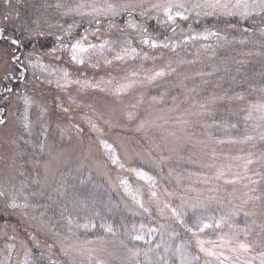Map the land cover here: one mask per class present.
I'll return each mask as SVG.
<instances>
[{"label": "snow or ice", "instance_id": "obj_1", "mask_svg": "<svg viewBox=\"0 0 264 264\" xmlns=\"http://www.w3.org/2000/svg\"><path fill=\"white\" fill-rule=\"evenodd\" d=\"M17 5L23 0H16ZM3 19L9 20L20 18L19 7H14L13 0H3ZM46 8H55L60 12L62 17L76 16L87 17L88 27L82 32L74 35L76 29L82 25L73 20L65 27L64 24H57L60 29L59 33H53L45 29L52 28L53 25L47 20L36 19L23 20L19 28V35H8L4 27H0V69L3 70V76H0V82L8 81L11 83L15 78L17 81L27 80L24 72L31 68L38 70L40 76H34L39 85L47 84L55 85L57 89L67 92L68 89L75 85L80 93L89 91L105 93L112 98L113 103L106 106V111L99 113L100 118L109 127L119 126V119H114L116 113L119 112V118L126 121L127 124H135V131L145 132L152 127H160L157 121H163L167 124L168 118L162 113L155 118H150V114L141 111V105L144 103V94H141L134 103L123 104V98L135 88L144 86L157 85L159 81L178 74V67L184 64H194L196 60L176 59L174 62L168 60L163 66L156 67L157 60L165 58V51L173 53L179 57L178 49H186L189 44L196 45L199 41L215 40L216 44L202 43L197 49L196 56L199 57L201 49L209 52L211 56L216 55V48L223 47L226 44L233 43L228 40L226 35L214 27H206L201 31H197L192 27L191 23L187 24V29L181 28V23L188 22L194 16L196 18H239L243 21H251L250 27H244L243 33L249 34L235 43L245 45L253 44L258 50L243 51L241 55L245 58L236 59L232 57V61L237 65L235 75L229 76L234 85H242L244 80H238L237 77L243 75L245 65H250L252 61L250 57L264 58V0H120V2H112V0H104L103 3H96V0H88V2L76 3L74 6L68 5L62 0H57L55 4H46ZM122 18V24L117 21ZM149 21L155 24V28L150 30ZM199 22V19H197ZM93 24L95 27H93ZM228 28L236 29L237 25L233 23L227 24ZM179 29V35L177 30ZM115 30L117 35L102 37V33H109ZM163 30L162 37L160 32ZM155 33V34H154ZM168 33H171L169 35ZM54 36L55 39L49 45L46 43L48 37ZM95 38L93 42L89 37ZM252 36H258L259 39H252ZM223 41V44L221 43ZM139 45L140 47H137ZM31 47V51L23 57L17 55L21 48ZM43 49V51L41 50ZM147 49V50H145ZM155 50H160L158 54H150ZM67 56L68 62L73 65L78 74L73 78V74L67 67H53L51 64L44 62V57L53 60L62 61ZM137 60L141 61L139 68H125L123 74L117 78L111 71L106 76L101 75L97 78L101 68L111 69L113 65H128ZM151 61L153 67L145 68L144 62ZM176 64V67L173 66ZM225 72H230V68L224 62ZM87 69L93 70V75H87ZM219 71L214 68L212 72H197L198 77H211ZM264 77V71L259 73ZM54 78V79H53ZM191 77L185 76L179 85H170L169 87L179 89L184 82ZM9 83L3 84L0 90V144L12 146L14 149L11 157L12 164L15 166L16 155L23 153L15 150L21 147V143L31 148L37 149V158L31 160V163L37 170H43V177L40 178V172H37L36 179L31 183L36 185L40 191L27 192L29 185L24 181L20 182V186L11 184L9 187H0V198H3L4 206L7 209L21 210L23 215L29 216L28 209L34 212L38 209L41 211L39 216L32 215L30 220L35 229L34 233H28L29 240L39 247L36 243V233L50 232L51 235L59 241L60 251L64 255H83L87 252L89 260L93 259L94 254L106 251L103 247L89 248V245L106 243L103 236L93 240H80L77 232L80 229L90 230L97 228V224L92 217H81L80 212L87 210L89 207L88 196L81 190L90 179L86 176L80 167H77L78 184L72 183L67 177L62 179L54 189L56 198L53 199L51 194L47 193L48 174L57 170V166L65 158V151L57 149L56 142L50 137V110L45 104H37L36 101L28 96L19 94L15 87H10ZM203 83H208L207 80ZM219 87V84L217 85ZM196 89H190L189 93H194ZM264 93V86L259 88ZM168 92H162L159 96H152L153 104L164 103L165 96ZM18 103L15 109L16 121L13 122L10 117L12 112L10 106L13 100ZM189 99L185 97V101ZM243 93H236L235 96L213 95L205 97L203 102L193 101V106L198 103L201 111L195 115L205 116L210 114L211 108L217 103L232 100H244ZM59 100V97H57ZM68 100L70 105L76 107H86L96 111L91 104H82L78 102L76 97L69 94ZM173 107L167 109L168 113L179 112L181 103H177V97H172ZM56 108L63 114L68 115V127L75 130L77 137H82L84 128L79 124L73 123L71 120V107H64L62 103H57ZM33 109H36L33 113ZM258 114V115H254ZM193 113L190 109L184 110L181 116L176 117V124L179 131L186 132L190 121L186 116ZM33 116L35 118H33ZM81 120L88 126V130L96 133V141L101 146L108 162L114 166L120 173L128 172L134 174L139 181L147 184V192L143 187L133 189L129 180L125 176H118L119 186L124 193L131 199L138 211L135 215L144 214L149 219L153 218V209L155 213L165 223L159 224V228H153L143 222L124 225V237L119 241L121 247L126 250V264H170V260L160 253L161 245L157 244L155 248L141 247L129 244L135 241H144L150 243L147 239L154 232L171 227L167 221L172 220L179 224L184 231L189 234L191 239L181 242L170 248L164 247V253L171 252L172 255L179 258V264H200L201 257H204L203 264H264V219L257 222L255 217L264 218V150L259 152L248 150L245 154L234 157L225 156L226 163L218 164L217 154L215 150L212 152V163L207 167L215 169L214 174L209 177L207 175L198 176V181L204 184H211L212 181L222 182L225 185H240L243 191L237 195V189L233 187L231 192L227 193V203L230 205L226 211H221L219 215L210 211L213 203L221 205L224 197L220 196L221 191L219 183L216 186L207 188L209 195L206 198H191L192 202L188 205L192 214L184 210L185 199L180 197L181 203L174 205L172 198L175 192L168 188H162L156 176L145 171L142 167L128 166L117 152V148L108 139L104 138V131L100 125L91 116L86 113L81 115ZM246 122L245 132L238 138L217 139V144H244L251 145L255 148L257 142L264 143V102L250 103L248 105L247 114L244 117ZM256 121L251 125L247 122ZM214 125H204V128H211ZM223 129L224 125L216 126ZM236 128L235 124L229 125ZM39 129V132L36 130ZM250 129V130H249ZM56 130L60 139L63 140L68 135V129L61 127L58 123ZM171 135L177 140L181 137L176 132ZM71 139L70 136H68ZM191 139V137H187ZM210 138V137H209ZM197 143L204 144V140H198ZM137 158L142 161L141 154L137 153ZM161 159H165L161 157ZM238 162V163H236ZM20 175H24L23 172ZM63 176L64 174L61 173ZM192 175L190 173L189 179ZM169 176L175 178L177 184H180L183 177L175 173L174 169L169 170ZM43 180V182H42ZM170 182V181H169ZM186 193L196 191L191 186L186 188ZM44 197L49 203H38L33 201V197ZM234 201H239L234 203ZM55 206L58 208L60 220L52 224L51 217L47 216V209ZM99 215V213H96ZM243 216L244 223H238L239 217ZM83 220V222H81ZM105 234L117 237V229L111 223H100L98 226ZM227 231H224V229ZM147 229V231H145ZM173 237L179 236V233L173 230L170 234ZM214 237V238H212ZM16 240L15 235L9 237ZM8 256L0 264H11L12 250L15 244H6ZM53 245H48L51 250ZM195 251H192V249ZM111 254V253H109ZM33 253L29 248H25L24 259L21 264H37V261L31 259ZM41 255H43L41 253ZM50 264H58L56 260H50ZM95 264H107L104 259L98 255L95 256ZM171 264H175L174 261Z\"/></svg>", "mask_w": 264, "mask_h": 264}, {"label": "rangeland", "instance_id": "obj_2", "mask_svg": "<svg viewBox=\"0 0 264 264\" xmlns=\"http://www.w3.org/2000/svg\"><path fill=\"white\" fill-rule=\"evenodd\" d=\"M57 0H23V2L17 5L16 0H13L14 7H19L20 18H13L9 20L3 19V7L0 6V27H4L7 30L8 35H19V28L23 20L36 19L37 17L41 20H47L48 23L52 24V28L45 29L53 33H59L60 29L56 27L57 24H64L65 27L68 23H72L75 20L82 26L74 32V35L82 32L85 27H88V18H81L76 16L62 17L60 12L55 8H46V4H55ZM62 2L74 6L81 0H62ZM88 2V0H84ZM104 0H96V3H103ZM112 2H120V0H112ZM3 4V0H0V5ZM199 19V22H197ZM122 24V18L117 21ZM191 23L192 27L197 31H201L206 27H214L222 32L223 35L228 37L229 41L233 43L226 44L223 47L216 48V55L211 56L209 52H204L202 49L199 57L196 56L197 49L202 43L216 44V41L210 40L207 42L199 41L196 45L189 44L186 49H178L179 57L173 53L165 51V58L163 60H157L155 62L156 67L163 66L168 60L173 62L182 58L185 60H196L194 64H184L178 67V74H174L159 81L157 85L144 86L133 89L127 96L123 98V105L134 103L141 94H144V103L141 105V111H146L150 114V118H155L162 113L166 114L168 123L164 124L163 121H157L160 127H152L147 129L145 132L135 131V124H127L126 121L119 118V112L116 113L114 119H119V126L109 127L100 118L99 113L106 111V106L113 103L112 98L105 93L92 92L80 93L77 91L75 85L71 86L67 92L60 91L55 85H39V81L35 79V76H40L38 70L28 68L24 75L27 80L17 81L15 78L12 79L11 83L8 81L0 82V90L3 88V84L9 83L10 87H15L19 94L28 95L32 97L37 104H45L50 110V137L55 140L57 149L65 151V158L57 166V170L48 174L47 177V193L56 198L54 192L57 184L67 177L70 182L78 184L77 179V167H80L84 171L86 176H90L87 184L82 186L81 190L89 199V207L87 210L81 211V217H92L94 222L97 224V228L84 230L80 229L77 232V236L80 240H93L97 237L103 236L106 243L103 245L93 244L89 245V248L99 249L103 247L106 251L98 252L94 254L93 259L90 261L87 252L83 255H64L60 251L59 241L53 237L50 232L45 230L44 232L36 233L39 247H36L31 240H29L28 233H34L35 229L32 226L33 222L30 220L32 215L39 216L41 211L45 209H38L33 211L28 209L29 216L23 215L21 210H11L4 206L3 198H0V261H4L8 256V249L5 247L6 244H15V248L11 254V264H21L24 259L25 248L32 250L31 259L37 261V264H50V260L58 261V264H95V256L98 255L101 259H104L107 264H126L127 254L126 250L121 247L119 241L125 239L124 237V225L130 226L133 223L137 225L141 222L150 225L153 228H159V224L165 223V220L161 219L153 209V218L149 219L148 216L141 214L135 215L138 211L136 206L133 204L131 199L124 193L123 189L119 186L118 176L122 175L128 178L133 189L136 187H143L145 193L147 192V184L143 181L137 180L134 174L124 172L120 173L114 166H112L106 156L103 153L101 146L96 141V133H92L88 130V126L81 120V115L86 113L91 116L104 131V138L108 139L110 143H113L118 154L125 161L128 166L131 167H142L145 171L157 177L162 188H168L170 191L175 192V196L172 198L174 205L181 203L180 197L185 199L184 210L191 216L192 210L188 205L192 202L189 197L201 199L206 198L209 195H215L216 193H209L207 188L216 186L219 183L221 189L219 195L224 197L223 203L217 205L213 203L210 211L219 215L221 211H226L230 205H228L227 193L233 190V187L237 189V195H239L243 189L240 185H225L222 182L212 181L211 184H204L198 181V176L207 175L211 177L214 174L215 169L207 167L208 164L212 163V152L215 150L217 154V163L222 164L227 161L224 160L225 156L234 157L237 155L245 154L248 150L259 152L264 150V143L257 142L256 147L253 149L251 145L244 144H217V139H229L238 138L245 132L246 122L244 120L247 114L248 105L250 103H261L264 102V93L259 91V88L264 86V77H261L259 73L264 71V58L261 57H250L252 63L245 65L243 68V75L237 77L238 80H244L242 85H234L229 76L235 75V65L232 61V57L236 59H243L241 53L243 51L258 50L253 44L248 43L241 45L235 43L242 38H245L249 34L243 33L242 29L247 27L245 24L251 26V21L239 20V18H196L192 17L190 21L181 23V28L187 29V24ZM236 24V29L228 28L227 24ZM150 30L155 28V24L149 21ZM93 27L95 25L93 24ZM155 34V33H154ZM171 35V33H168ZM179 35V29L177 30ZM102 37L115 36L117 33L115 30L109 33H102ZM163 30L160 32L162 37ZM55 37H48L46 43L51 45ZM93 42H96L95 38L89 37ZM252 39H259L258 36H252ZM223 44V41H221ZM137 47H140L137 45ZM43 51V49H41ZM147 50V49H145ZM31 51V47L21 48L17 55L22 59L27 53ZM160 50L150 52V54H158ZM44 62L51 64L53 67H67L72 72L73 78L78 74L77 69L68 62V58L65 55L62 61L53 60L49 57H44ZM230 68V72H225V64ZM141 61L130 62L128 65H113L111 69H104L96 73L97 78L101 75L106 76L109 71L113 75L121 76L125 68H139ZM145 68L153 67L151 61L144 62ZM176 67V64L173 63ZM214 68H218L219 71L211 77H198L195 74L197 72H212ZM35 71V76H34ZM87 75L91 77L93 75L92 69H87ZM0 76H3V70L0 69ZM185 76L191 77L184 82V85L179 89L169 87L170 85H179L180 81ZM54 79V78H53ZM207 80L208 83H203ZM219 84V87L217 85ZM190 89H196L194 93H189ZM168 92V95L164 98V103L153 104L151 102L152 96H159L162 92ZM243 93L244 100H232L217 103L214 105L210 114L205 116L195 115V113L201 111L198 103L193 106V101L203 102L205 97H211L213 95H224L235 96L236 93ZM69 94L76 97L78 102L82 101V104H91L96 111L86 107H76L70 105L68 100ZM177 97V103H181V110L179 112L168 113L167 109L173 107L172 97ZM189 99L185 101V97ZM59 97V100H57ZM18 102L15 99L10 106L12 115L10 119L15 122L16 114L15 109ZM62 103L64 107H71V120L73 123L79 124L84 128L82 137H77L75 130L68 127L69 116L61 113L57 108L56 104ZM22 108V103H21ZM190 109L193 115L186 116L190 121L187 126L186 132L179 131V126L176 124V117L181 116L184 110ZM36 109H33L35 113ZM258 115V114H254ZM33 118H35L33 116ZM256 121L247 122L248 125L255 123ZM60 124L61 127L68 129V135L61 140L59 133L56 130V125ZM224 125L223 129L216 126ZM235 124L236 128H231L229 125ZM204 125H214L211 128H204ZM250 130V129H249ZM39 132V129L36 130ZM172 132H176L177 136L181 139L177 140L171 135ZM71 137V139L68 138ZM187 137H191L188 139ZM210 137V138H209ZM204 140V144L197 143L198 140ZM16 152L23 153V155H16L15 166L10 167L12 164L11 157L13 156L14 149L12 146L6 144H0V187H8L9 191L11 188L9 185L14 184L16 187L20 186V182L24 181L29 185L27 192L36 191L40 189L31 183L33 179L38 178L37 172H40V178L42 179L44 173L43 170H37L31 160L37 158V149L21 143V147ZM137 153L141 154L142 161L137 158ZM164 157L165 159H161ZM238 163V162H236ZM174 169L175 173H178L183 177L180 184H177L174 177L169 176V170ZM23 172L24 175H20ZM61 173L64 175L62 176ZM192 175L189 179V174ZM170 181V182H169ZM43 182V180H42ZM191 186L196 191H190L186 193V188ZM264 188V183L261 185ZM34 202L38 203H49L44 197H33ZM239 201H234L238 203ZM99 213V215H96ZM47 216L51 217L52 224H55L60 220L58 208L55 206L47 209ZM244 217L241 216L238 219V223L243 225ZM259 223L262 217H255ZM83 222V220L81 221ZM111 223L115 229H117L118 236L112 237L105 234L102 229L98 226L100 223ZM171 224L163 230L154 232L147 239L150 243L144 241H135L129 244H135L142 249L148 247L155 248L157 244L161 245L160 253L165 255L169 260L170 264L172 261L175 264H179V258L172 255L171 252L164 253V247L167 245L170 248H174L175 245L180 244L183 241L191 239L179 224L172 220L167 221ZM175 230L179 233V236L173 237L170 234ZM147 231V229H145ZM224 231H227L225 228ZM15 235L16 240H11L9 237ZM214 238V237H212ZM48 245H53L51 250ZM192 251H195L193 248ZM41 253L43 255H41ZM111 253V254H109ZM204 257H201L200 264H203Z\"/></svg>", "mask_w": 264, "mask_h": 264}, {"label": "trees", "instance_id": "obj_3", "mask_svg": "<svg viewBox=\"0 0 264 264\" xmlns=\"http://www.w3.org/2000/svg\"><path fill=\"white\" fill-rule=\"evenodd\" d=\"M247 27H250V25L245 24Z\"/></svg>", "mask_w": 264, "mask_h": 264}]
</instances>
